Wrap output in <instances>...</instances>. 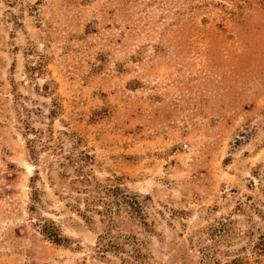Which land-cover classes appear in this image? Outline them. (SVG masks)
Masks as SVG:
<instances>
[{"label": "rangeland", "instance_id": "rangeland-1", "mask_svg": "<svg viewBox=\"0 0 264 264\" xmlns=\"http://www.w3.org/2000/svg\"><path fill=\"white\" fill-rule=\"evenodd\" d=\"M96 183L149 264H264V0H0V264H123Z\"/></svg>", "mask_w": 264, "mask_h": 264}, {"label": "trees", "instance_id": "trees-1", "mask_svg": "<svg viewBox=\"0 0 264 264\" xmlns=\"http://www.w3.org/2000/svg\"><path fill=\"white\" fill-rule=\"evenodd\" d=\"M34 152L33 149L30 150ZM81 159L84 162L91 160L92 158L85 152L81 151ZM82 168V165H80ZM81 175V178L78 180L80 183H86L87 186H90L91 180L85 175V173H80L82 170H77ZM85 198L84 202V211H96L98 215L101 216V221H106L107 228L103 233L99 234L97 237L96 250L100 254L106 252L124 254L122 258L123 264H149L147 254L142 250V245L139 240L131 236H118L112 235V229H114L115 217L120 213L121 210L130 213V216L136 218L143 225L146 226L143 217L142 202L138 200L135 195H130L127 191L121 189L117 185L112 184H102L96 183L93 185L92 189L84 188ZM33 200H38L36 196L32 197ZM30 209H34V205L30 206ZM82 215L89 220L87 214L82 213ZM41 233L51 242L57 245H66L69 242L67 237H64L60 234L59 229L54 225L52 221L44 219L40 224ZM208 237L217 242L219 239H222L228 235V230L226 228L225 222H218L217 225L207 228ZM128 245V247H127ZM206 250H201L202 259L201 264H206V258L209 255V247H206ZM209 252V253H208ZM262 250L255 251V255L261 254ZM205 259V260H204ZM214 264H246L247 257H241L235 255L231 259H226L225 261L220 262L216 258L208 259Z\"/></svg>", "mask_w": 264, "mask_h": 264}]
</instances>
